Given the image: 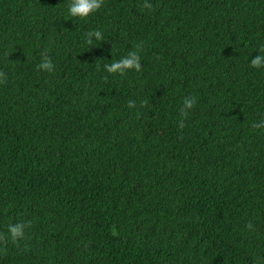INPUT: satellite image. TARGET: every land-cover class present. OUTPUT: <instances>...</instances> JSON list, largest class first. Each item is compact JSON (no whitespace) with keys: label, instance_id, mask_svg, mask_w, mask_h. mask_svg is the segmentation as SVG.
<instances>
[{"label":"trees","instance_id":"16d2710c","mask_svg":"<svg viewBox=\"0 0 264 264\" xmlns=\"http://www.w3.org/2000/svg\"><path fill=\"white\" fill-rule=\"evenodd\" d=\"M70 3L0 0V264H264V0Z\"/></svg>","mask_w":264,"mask_h":264},{"label":"clouds","instance_id":"9594fccd","mask_svg":"<svg viewBox=\"0 0 264 264\" xmlns=\"http://www.w3.org/2000/svg\"><path fill=\"white\" fill-rule=\"evenodd\" d=\"M103 0H71L68 8V13L72 17L86 18L90 13L98 10L102 5ZM95 35L96 39H101V33L96 31L93 33H88L89 38ZM90 42V40H89ZM251 64L255 67H264V53L258 52L254 58L251 59ZM42 70L51 72L54 70V64L50 58H45L44 61L38 65ZM105 70L108 73H124L126 70L134 69L140 70L141 62L137 51L130 52L126 57L117 61H113L111 64L105 65ZM196 103V99L185 98L183 101V106L180 108L181 116H187L188 110H191ZM131 106V105H130ZM180 126L183 127L181 120ZM255 127H262V125H254ZM28 227L27 224L15 223L9 224L8 232L12 241H17L22 239L25 235V229ZM251 228V225L248 226Z\"/></svg>","mask_w":264,"mask_h":264},{"label":"bare ground","instance_id":"6f19581e","mask_svg":"<svg viewBox=\"0 0 264 264\" xmlns=\"http://www.w3.org/2000/svg\"><path fill=\"white\" fill-rule=\"evenodd\" d=\"M119 219V218H118ZM129 222V221H128ZM80 242V241H79ZM77 261V260H76Z\"/></svg>","mask_w":264,"mask_h":264}]
</instances>
